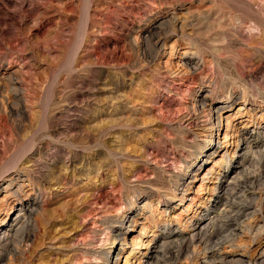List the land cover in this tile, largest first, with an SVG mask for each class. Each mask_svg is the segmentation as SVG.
<instances>
[{"label": "rangeland", "instance_id": "rangeland-1", "mask_svg": "<svg viewBox=\"0 0 264 264\" xmlns=\"http://www.w3.org/2000/svg\"><path fill=\"white\" fill-rule=\"evenodd\" d=\"M0 31V215L33 199L38 211L0 264H132V243L150 239L156 264L224 240L245 258L263 250L261 132L227 178L226 214L201 242L185 226L230 155L225 118L264 132V0H0Z\"/></svg>", "mask_w": 264, "mask_h": 264}, {"label": "bare ground", "instance_id": "bare-ground-1", "mask_svg": "<svg viewBox=\"0 0 264 264\" xmlns=\"http://www.w3.org/2000/svg\"><path fill=\"white\" fill-rule=\"evenodd\" d=\"M7 5V4H6ZM19 8V7H18ZM26 10V9H25ZM27 11V10H26ZM25 11V12H26ZM29 12V11H28ZM21 13L24 14V12L22 11ZM20 13V14H21ZM22 14V15H23ZM29 15V14H28ZM27 15V16H28ZM13 19V18H12ZM15 19V18H14ZM185 19V18H183ZM17 20V19H16ZM15 21V20H13ZM179 21V20H178ZM182 21V20H181ZM17 22V21H16ZM14 24V23H13ZM18 24V23H17ZM180 25V24H179ZM182 25V24H181ZM13 26V25H12ZM173 28V27H172ZM182 28V27H181ZM175 30V29H174ZM3 31V29L1 30ZM0 31V32H1ZM11 31V29H10ZM180 31V30H179ZM7 33V32H4ZM12 33V31H11ZM15 33V32H14ZM8 34V33H7ZM6 35V34H5ZM9 35V34H8ZM156 35V34H155ZM13 36V35H12ZM9 37V36H8ZM6 37V38H8ZM152 37H156V36H152ZM11 38V37H9ZM8 38V39H9ZM153 38V39H154ZM4 39V38H3ZM152 39V40H153ZM162 39V38H161ZM5 40V39H4ZM10 40V41H9ZM9 42H12L14 39H9ZM159 37L157 36L154 39V44L159 42ZM2 41V40H1ZM7 41V39H6ZM15 41V40H14ZM6 43V42H5ZM152 43V44H153ZM7 44V43H6ZM14 44V42L12 43ZM12 44H9L12 45ZM8 45V44H7ZM162 45V44H161ZM164 45V44H163ZM162 45V46H163ZM156 46V45H155ZM165 46V45H164ZM11 47V46H10ZM174 47V46H173ZM172 49V48H171ZM185 52H183L182 54H184ZM179 56V55H178ZM180 58V57H179ZM190 57H184V61L178 65L182 66V65H186L187 63H189ZM189 61V62H188ZM171 64V63H170ZM178 64V63H177ZM194 65V64H193ZM166 67V66H165ZM174 69L175 66L173 65ZM177 67V66H176ZM170 68V66H169ZM168 68V69H169ZM191 68V67H190ZM172 69V67H171ZM173 69V70H174ZM170 70V69H169ZM168 70V71H169ZM182 69H179L177 71H180ZM176 71V70H175ZM185 71V70H184ZM174 72V71H173ZM172 72V73H173ZM187 72V69H186ZM171 73V72H170ZM176 73V72H175ZM180 73V72H178ZM197 104V103H195ZM202 104V103H201ZM205 104V103H203ZM200 105V104H199ZM198 105V106H199ZM205 106V105H204ZM208 106V105H207ZM196 107V105H195ZM194 107V108H195ZM202 107V106H201ZM203 108V107H202ZM205 109V108H204ZM196 110V109H195ZM206 110V109H205ZM210 110V108H209ZM198 111V109H197ZM194 112V111H193ZM199 112V111H198ZM202 112V111H201ZM199 112V114L201 113ZM195 115L197 114V112H194ZM211 112H209L210 114ZM209 114H206L209 115ZM218 115V113H216ZM198 115V114H197ZM202 115H205V113H203ZM201 115V116H202ZM193 116V115H192ZM199 116V115H198ZM184 117V116H183ZM188 117V116H187ZM196 117V116H195ZM195 117H191V115H189L188 118H184V122L185 124L190 123L192 120L195 119ZM204 117V116H203ZM201 118V117H200ZM205 118V117H204ZM217 118V117H216ZM198 119V118H196ZM206 119V118H205ZM209 119V117H208ZM215 119V116H214ZM218 120L216 121V123L218 122L220 124L221 122V117L219 115V117L217 118ZM228 119V118H227ZM225 118V122L226 125L225 127V132L223 135V142L225 143V147L226 150L225 152L230 154L227 157H225V160L223 161V163L221 164L220 169L216 172V175L214 176V181L212 182V186H205V190L206 192H209L210 196L208 198H206V202L203 203V205L201 206V209L195 211L194 215L192 217H190L188 219V224L185 226L186 227V232H187V236L186 238L188 239L187 243L190 245L191 243L194 242H201L200 241V237H201V233H203L202 231L207 230L208 228H210L211 226H213V224L216 221V218L219 217V215L225 213V202H227L224 198L226 190H227V186L229 184V182H227V178L231 175V180L233 178H236L237 176H239L241 174V172L245 169V165L246 163L251 161V158L253 157V152L252 151V145L254 143H256L257 141H255L254 137L255 135H258V132H261L264 134V132H262L261 130H257L256 128H252L250 131H247L246 129V123L243 124L240 129H236V130H232L231 128H229L228 131V121ZM201 120V119H200ZM199 120V121H200ZM211 120V118H210ZM208 121L209 125L207 126L206 130H208L210 132V134L212 133V131H214L213 129V124L211 123V121ZM203 121H207V120H203ZM182 122V121H181ZM205 123V122H204ZM217 123V124H218ZM218 124V125H219ZM215 125V124H214ZM233 126V125H232ZM205 127V126H204ZM215 127V126H214ZM231 127V126H230ZM260 128H263V126H259ZM200 130V129H199ZM204 131V130H202ZM44 135V134H43ZM199 135V134H198ZM201 135V134H200ZM90 137V136H89ZM42 139V138H40ZM264 142V139L261 140ZM91 142V141H90ZM98 144V143H97ZM260 146V145H259ZM86 148V147H85ZM88 150L92 147H87ZM86 148V149H87ZM93 150V149H92ZM35 166V165H34ZM32 170V168H31ZM244 173V171H243ZM243 176V175H242ZM204 177H201L200 180H204ZM234 181V180H233ZM169 182H170V186H175L176 190L178 187H180L182 185L180 179H172L169 178ZM232 183V182H231ZM202 186V185H201ZM168 187V186H167ZM166 187V188H167ZM170 189V196H168V200L170 202L175 200L176 195L173 193V190ZM168 189V190H169ZM229 190V189H228ZM167 198V197H166ZM181 201V198L179 199ZM37 201L35 199L31 200V201H27V202H20V203H16L14 202L13 204L10 205L9 210L4 211V217H1L0 215V244L2 243V245H5L8 241H7V237L9 235V233L11 232H18L21 233L22 231V236L23 238L27 241L30 237V232L25 231V227L30 228L31 225V215L34 214L36 210V206H37ZM219 204L221 205V207L218 209ZM227 205V204H226ZM147 206V204H143L142 207L145 208ZM228 206V205H227ZM236 206V205H235ZM230 207V206H229ZM233 207V206H232ZM239 208V206H238ZM245 209H249V207L245 206L242 207L241 211L245 210ZM5 210V209H4ZM142 210V209H141ZM38 212V211H37ZM35 212V213H37ZM38 214V213H37ZM36 214V215H37ZM226 214V213H225ZM3 215V214H2ZM230 215V214H229ZM241 215V214H240ZM227 218V217H226ZM246 219V218H245ZM251 220V219H250ZM255 220V218H254ZM124 221V218H123ZM123 221H121V223L123 224ZM234 222V221H233ZM253 222V221H252ZM264 222V221H263ZM250 223V222H248ZM247 222L244 225H233V231H235V233H244V229H248L250 228L249 224ZM241 224V223H240ZM170 225V224H169ZM227 225V224H226ZM32 226V225H31ZM229 227V225H227ZM260 227V226H258ZM212 228V227H211ZM260 229H263L262 226ZM213 230V229H212ZM216 230V229H215ZM229 230V229H228ZM244 230V231H243ZM250 230V229H249ZM247 230V231H249ZM117 233L115 235L114 238H120L121 237V232L120 230H116ZM231 231V230H230ZM12 234V233H11ZM183 234V231L179 228L175 229V230H169L167 232V235H173V236H178ZM212 235V232L210 233ZM15 235V234H14ZM162 235V234H161ZM240 235V234H239ZM248 235V234H247ZM185 236V235H184ZM237 236V235H236ZM10 237V235H9ZM238 237V236H237ZM113 238V239H114ZM224 239V238H223ZM235 239V238H234ZM186 241V239H183ZM205 240V239H204ZM227 240V239H226ZM229 241V240H228ZM228 241H218V243H215V245L212 247L207 246L208 248H205L201 251V252H194L192 250V252H187L185 253V255H183L181 257L180 254H174V255H169V257L167 258L166 262H168V264H264V248L263 250L261 249L260 251H255L254 254L250 255V256H246L247 258H245L244 255L242 254H236V253H232L228 250H225L224 246L226 244L224 243H228ZM231 241V240H230ZM114 242V241H113ZM112 242V243H113ZM8 244V243H7ZM157 244V243H156ZM184 244V243H183ZM182 244V245H183ZM207 244V243H206ZM231 244V243H230ZM241 245V243H239ZM135 245H140V247H142L143 251L138 255V256H134L135 261H133L132 264H156V262L158 261L157 259V255L156 252L157 250H155L157 247L155 246V240L150 239L149 242L147 244H144V242H142L141 240H139L138 242H133L132 246ZM204 245V244H203ZM224 245V246H223ZM229 244H227L228 246ZM232 245V244H231ZM192 247V246H191ZM241 247V246H240ZM258 247V246H257ZM7 248V247H5ZM188 248V247H187ZM234 249V248H232ZM258 249V248H257ZM189 250V249H188ZM191 250V249H190ZM200 250V249H199ZM10 251V250H9ZM14 255L17 253L16 250L13 252ZM109 253V252H108ZM245 254V253H244ZM247 254V253H246ZM11 258V257H10ZM13 258V257H12ZM16 258V255H15ZM18 258V256H17ZM14 259V258H13ZM163 259V258H162ZM126 261V258H125ZM128 261V260H127ZM128 262H125V264ZM106 264H109V262L107 261ZM164 264V263H163ZM166 264V263H165Z\"/></svg>", "mask_w": 264, "mask_h": 264}]
</instances>
